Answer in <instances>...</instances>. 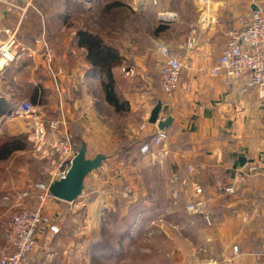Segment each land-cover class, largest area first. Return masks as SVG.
I'll return each instance as SVG.
<instances>
[{"label": "crops", "instance_id": "1", "mask_svg": "<svg viewBox=\"0 0 264 264\" xmlns=\"http://www.w3.org/2000/svg\"><path fill=\"white\" fill-rule=\"evenodd\" d=\"M109 1L111 0H66L56 7L50 5L48 10L51 15L48 17L39 12H30L21 21L18 13L5 14L2 28L17 30V40L25 46L31 47L33 40L45 32L48 42L55 49L54 76L42 73L44 69L41 55H37L35 59H24L20 55L12 64L0 70V85L6 87L7 77L2 71L10 66L18 70L15 76L20 73L22 75L24 71H41L36 75V81L32 80L31 90H42L36 106L40 108L44 118L47 121L58 120L61 132H68L72 138L75 134H80V139L87 146L95 145L96 152L103 153H120L118 142L121 138L131 141L152 135L156 127L149 125L147 120L160 101V118L172 117V124L166 130L169 135L164 149L166 156L156 162L150 157L140 156L139 148H136L128 157L118 158L116 155L113 160L104 162L103 174L109 172L107 167L110 164L116 171L109 172V181L122 182L113 192L118 196L125 195L128 201L143 199L145 193L140 191L138 182L134 181L130 187L127 181L135 180L134 177L143 169L144 166L141 165L145 161L152 162L153 170L156 169L153 166L159 165L170 172L167 176V190L182 194L185 204L192 199L190 181L196 182L203 189L205 203L212 201L215 204L211 211L213 217L220 215L222 218L206 229L207 235L201 242L204 248L215 250L214 264H264V246L259 241L262 238L261 222L264 218V163L260 156V152L264 151V114L261 112L264 102L255 94H239V85L227 86L220 77L212 78L209 75L227 40L228 32L243 26H238L241 13L245 8H249L250 12L258 7L264 10V1L213 0L211 7L215 11L214 21L204 28L194 5L195 0H188L196 13L192 23H195L198 43L196 49L187 51L185 56L173 52L180 58L184 69L181 86L169 97L161 92L157 76L156 66L162 62L158 53L160 41L154 35L133 36L128 37L125 44L118 38V16L114 26L108 29L99 27L95 13ZM116 1L123 4L133 16L140 13L155 15L156 20H152L150 24H167L172 19L171 15L176 17L172 22H178L177 12L169 9L168 0H156V4L150 0H126V3ZM230 2L234 9L230 7ZM57 7L61 10L54 11ZM31 9L35 10L33 6ZM88 17H91V22L87 21ZM47 21L50 23L46 24ZM89 24L93 25L92 29H89ZM79 31L97 34L106 42L110 41V46L118 52L115 57H122V64L111 69L117 107L105 97L104 76L91 68L84 49L77 44ZM119 45H122L121 48ZM189 56L191 60L188 62ZM123 67L131 69L133 76H126L121 72ZM58 70L60 75L56 74ZM3 95L4 93L0 94V101L5 104L13 103L10 97L5 98ZM16 105L17 103L13 111ZM240 160H244L242 164ZM117 162H123L126 167L118 168ZM249 165L258 168L254 176L247 174ZM189 167L193 168V173L188 172ZM123 183H127V186H123ZM106 185L108 187L107 183ZM231 186L235 192L228 195L224 188ZM141 187L142 191L149 192L144 184ZM18 192L17 187L10 190L5 199L14 204ZM165 192L164 190L162 193ZM99 196L101 198L98 201L103 203L105 193L101 192ZM98 201L96 200V204ZM60 203H48L47 210L65 211L75 206L69 204L64 207ZM106 207L104 202L103 212ZM206 210L209 216L207 206ZM1 234L2 227L0 236ZM65 239L66 237L56 238L51 241L44 229L39 230L35 252L30 256L31 264H80L78 260L86 252V243L77 242V246H70ZM98 245L106 247V244L104 247V244L95 242L90 249L101 248ZM234 246L239 248V255L232 259ZM66 249H72L74 256L66 257ZM50 252H53L54 258H49Z\"/></svg>", "mask_w": 264, "mask_h": 264}, {"label": "rangeland", "instance_id": "2", "mask_svg": "<svg viewBox=\"0 0 264 264\" xmlns=\"http://www.w3.org/2000/svg\"><path fill=\"white\" fill-rule=\"evenodd\" d=\"M65 1L32 0V6L35 10L30 9L28 14L39 12L48 17L51 15L48 10L50 5L56 7L57 4L60 5ZM115 1L111 0L108 3ZM119 1L127 2L126 0ZM241 2L238 1V3ZM231 3L230 7H232ZM168 7L177 12L178 22L176 24L172 22L176 17L172 16V19L167 17L170 20L166 24L168 30L159 36H154V38L159 40L161 45L169 47L172 52H178L185 56L187 51L196 49V46L192 49L186 48L187 36L195 27V23L192 22L196 13L193 12L188 0H168ZM232 8L234 9V5ZM56 10L60 11L61 9L57 7L54 11ZM50 11L52 12V9ZM100 12V9H97L96 13L102 16V22H107L105 15ZM250 14V9L245 8L239 18L237 17L239 19L238 26L243 25ZM116 15H118V18L121 16L120 20H122V24L119 25L118 23V38L120 41L123 40L125 44L126 40L129 39L128 37L154 35V30L158 26L157 23L150 24L152 20H156L155 15H152V13H149V15L140 13L133 18H128L127 16H131L129 11H126V8H121ZM61 16H63V13H61ZM57 21L62 23V21ZM87 21L91 22V17H88ZM49 23L50 21L46 22V24ZM232 28L234 27L232 26ZM194 53L196 54V52ZM188 59L189 62L191 57L189 56ZM9 68V70L4 69L5 71H2V74L6 73L5 83L7 85L6 87L0 85V94L4 93L5 98L10 97V100L17 104L21 101L32 103V80L35 82L36 75L40 74L41 71L32 70L28 73L24 71L22 75L20 73L15 76L18 70L11 66ZM43 71L42 73L45 76L49 75L46 70ZM261 108V112L264 114V104ZM29 136V130L24 120L17 116L0 117V143L13 140L23 145L22 150L14 152L8 159L0 161V228L2 227V229L14 210L13 203L11 204V201L5 199L8 195L6 193L16 187L19 190L18 193H20L30 186L32 187L31 198L25 201L24 205L29 208H36L34 198L41 191L35 189V186L48 185L58 164L55 152L38 151L34 143L29 140ZM73 140L74 138H72ZM96 149L97 146L90 145L87 158L91 159L98 154ZM102 155L108 157L118 155V158L121 157V154L112 152H104ZM104 162L98 170L88 175L85 181L84 194L75 203H71L75 205L73 208L65 211L61 209L57 212L46 209L44 213L49 217L50 222L59 226V233L52 240L50 239L51 241L66 237L65 240L69 241L67 243H70V246H77V242L80 244L86 243V252L78 260L80 264H214L215 254L213 252L215 250H208L201 244L203 238L207 235L206 229L222 220L220 215L213 217L211 211L213 205H215L214 202L211 201L206 204L209 211L208 221H205L203 217L187 212L185 210L186 204L183 203L184 196L182 194L177 195V191L171 193L167 190V176L170 172L163 170L159 165L153 166L156 169H151L152 162L149 163L150 161L141 163V166L144 167L134 177L135 180L127 181L130 183V187H132L134 181L138 182L137 185L140 186V191L145 193L142 196L143 199H140V201L134 200L135 203L134 201H128L125 195L118 196L113 192L116 190L117 185H121L122 182H120L121 180H116L115 183L109 181L110 173L116 171L110 164L107 167L110 173L107 172V176L103 174ZM126 163L128 164V162ZM106 183L108 187H106ZM123 184V186H127V183ZM141 184H144L149 192L142 191ZM127 188L123 189L127 190ZM123 189L120 191L122 192ZM164 190L166 192L162 193ZM101 192L105 193L103 201L107 206L104 212L102 211L104 202L98 201L101 198L99 196ZM140 194L142 195V193ZM222 198L225 197L222 196ZM96 200L98 201L97 204ZM60 204L64 207L69 205L63 202ZM218 204L219 202L216 205ZM259 241L263 244L262 238ZM95 242L104 244V247L106 244V247L102 248L101 245H98L101 248L94 249L92 247L90 249L92 243ZM65 253L66 257L68 255L74 256L72 249L67 250Z\"/></svg>", "mask_w": 264, "mask_h": 264}, {"label": "built area", "instance_id": "3", "mask_svg": "<svg viewBox=\"0 0 264 264\" xmlns=\"http://www.w3.org/2000/svg\"><path fill=\"white\" fill-rule=\"evenodd\" d=\"M150 1L156 4V0ZM212 2L213 0H195L194 2L202 19L200 23L204 28L214 21L212 19L215 17V11L211 7ZM31 3L32 0H0V70L12 64L20 55L24 59H35L37 55H41L43 69L54 76L55 49L48 42L45 32L36 37L30 47L17 40V30L2 28L5 14L18 13L19 21L24 20L32 8ZM197 43V30L192 29L187 36L186 48L192 49ZM158 53L162 59V62L156 66L159 88L165 96L169 97L182 84L183 64L180 58L165 45L158 47ZM121 72L126 76H133L131 69L123 67ZM60 73L58 70L56 74L60 75ZM209 75L212 78L220 77L227 86L239 85V94H255L264 102L263 9L258 7L251 12L241 28L228 32L227 40ZM14 116L25 121L30 134L29 140L34 143L38 151L56 153L58 164L51 175V182L64 178L77 152L70 134L61 132L58 120L47 121L39 108L27 101H21L16 105L10 117ZM168 139L167 131L155 129L149 140L139 147V155L160 162L166 156L164 149ZM260 156L264 163V151L260 152ZM124 166L123 162H117L118 168L122 169ZM257 171L258 168L255 165L247 167L248 176H254ZM188 172L193 173V168L189 167ZM48 185L35 186V189L41 191L34 198L36 208L24 205V202L31 198L32 187L28 186L17 195V200L13 204L14 210L5 222L0 236V264H31L30 256L35 252L38 231L46 230L51 240L59 233V226L50 222L49 217L44 213L48 203L57 201L49 195ZM190 188L192 199L187 202L186 210L208 221L202 187L190 181ZM224 192L231 195L235 190L233 186L225 187ZM261 234L264 246V218L261 222ZM238 255L239 248L234 246L232 259ZM48 256L52 258L53 252L48 253Z\"/></svg>", "mask_w": 264, "mask_h": 264}, {"label": "trees", "instance_id": "4", "mask_svg": "<svg viewBox=\"0 0 264 264\" xmlns=\"http://www.w3.org/2000/svg\"><path fill=\"white\" fill-rule=\"evenodd\" d=\"M124 7L125 6L123 4L117 1L105 4L100 10L101 11L100 13L105 15L107 22L103 23L102 16H99L97 13L95 14L97 16L99 27L103 29H108L114 26L115 18L118 16L116 14L118 13L119 9L124 8ZM135 16L131 14V16H127V17L133 18ZM120 17L121 16H119V25L122 24V20H120ZM119 25L117 26V32H118ZM88 26H89V29L93 28L92 24ZM167 30H168V26L166 24H160L155 28L154 36H158ZM77 41H78L77 44L81 48L84 49L87 60L91 68L95 71H99L104 76L103 90H104L107 101L110 104H113L114 106L117 107V99H116L115 94L113 93L111 69L115 66H119L122 64V57L121 56L115 57V54H117L118 52L114 48H112V46H110L109 44L110 41L106 42V40L103 37L97 34H90L88 32L79 31ZM119 48H121L120 45H119ZM41 92L42 90H39L38 88L31 90V100L34 105H36V100L39 97H41L40 96ZM14 106H15V102H13L12 104H5L3 101H0V117L10 116V114L13 112ZM74 136H75L74 140L72 141L74 148L78 150L81 147V145L84 144L86 148V157H87L89 146H87V144L80 139V134L79 135L75 134ZM150 137L151 135L141 140L133 139L131 141H127L121 138L118 142L119 143L118 151H120V153H115V154H121V157L123 158L128 157V155L134 149L139 148L143 143L148 141ZM22 149H23V145H20L18 142H15L13 140L1 142L0 143V161H4L8 159L10 155H12L14 152H17ZM108 152H111V151H108ZM97 153L104 154L103 152H97ZM104 156L106 157V160H111V159L113 160L116 157V156L108 157L106 155ZM43 227L44 226H42V228Z\"/></svg>", "mask_w": 264, "mask_h": 264}, {"label": "water", "instance_id": "5", "mask_svg": "<svg viewBox=\"0 0 264 264\" xmlns=\"http://www.w3.org/2000/svg\"><path fill=\"white\" fill-rule=\"evenodd\" d=\"M161 108L162 105L159 101L150 112L147 122L149 125L155 126L158 131H166L172 124V117L167 116L165 119H161L159 116ZM105 160L106 157L102 154H97L91 159L87 158L85 145L82 144L71 160L65 177L49 183L47 188L49 195L53 199L63 203H74L81 197L88 175L98 170ZM243 161L240 160V163L242 164Z\"/></svg>", "mask_w": 264, "mask_h": 264}]
</instances>
